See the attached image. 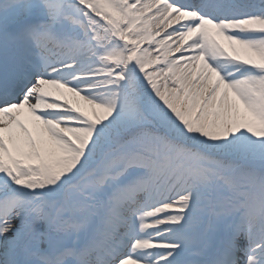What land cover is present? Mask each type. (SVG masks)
<instances>
[{
    "label": "snow or ice",
    "instance_id": "obj_1",
    "mask_svg": "<svg viewBox=\"0 0 264 264\" xmlns=\"http://www.w3.org/2000/svg\"><path fill=\"white\" fill-rule=\"evenodd\" d=\"M0 264H264V0H0Z\"/></svg>",
    "mask_w": 264,
    "mask_h": 264
}]
</instances>
